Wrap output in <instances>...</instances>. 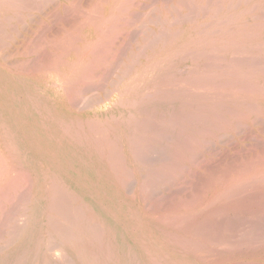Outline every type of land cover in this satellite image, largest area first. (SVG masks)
Returning a JSON list of instances; mask_svg holds the SVG:
<instances>
[{
	"label": "rangeland",
	"instance_id": "obj_1",
	"mask_svg": "<svg viewBox=\"0 0 264 264\" xmlns=\"http://www.w3.org/2000/svg\"><path fill=\"white\" fill-rule=\"evenodd\" d=\"M100 1L101 0H49V2H44L45 6L44 8L41 7L42 10H40V5L38 6L37 4V6L40 8L39 9L34 3L33 5H35L36 8L33 9H37V11H33L31 13L33 14V16H31L33 20L30 18L26 22L28 24V27L24 23L22 25L14 22L11 26L12 28L10 29V31L8 30L9 33L13 36L8 33L5 38L2 37L0 39L1 43H3H0V67L5 69L8 74L7 76L0 75V143L2 144V131L4 133L7 132L15 140V145H20L23 148L25 152L24 156H27V159L33 165L31 170L30 166L26 163L25 158L23 157L22 162L25 163L31 171V176L29 177L32 181H30L29 178L28 184L31 183L30 186H32V188L30 189L32 190H29V188L25 185L24 187H27L28 189L25 188L26 190H24L23 187L16 190L14 196L11 197H14L13 200L15 201V203L17 202V204L19 203L20 205L18 204L17 206V204L12 203L14 201L10 199L11 201H9L5 207L6 209L4 208V210L6 211H0V223L3 224L5 222H10L11 224H3L4 228L1 224L0 235H2V231L5 230V233L8 236L3 233V238L9 239V235L11 233L9 234L8 231L12 229L11 227L14 223L11 221L12 219H14L13 221H16V218L19 217L18 219L20 220V218L23 217L20 222L24 224L20 222L19 224L21 227H23L26 223L25 226L28 228L31 221L33 220V217L38 216L41 220H43V222L47 219L48 212H50L47 208L48 201L50 203L55 195L51 190V184L53 187V181L49 182V176L55 174V176H61L64 179L61 180L65 181V183L70 186V188L68 186L62 188H64L68 192H71V194H73L80 201L81 206L84 207V205H88V203L90 205L95 204L94 207L96 212H92V214H95L94 216L98 220L99 227L101 225L103 229L102 230L101 228H99L101 230V233L106 234V238L100 240L105 244L102 243V245L104 246L100 247L101 249L103 248L101 253L99 252L100 255L103 256V258L100 260L99 264H264V259H262L264 258V244L263 242L260 244L258 243L261 242V238L259 237L261 234L258 235L259 238H251V243H249V239L246 240L247 233L246 235H243L244 231L249 232L248 229L251 230L254 228L251 220L252 222H258L262 217H264L262 216V214L264 215V212L262 213V211L264 210H261L262 208L264 209V184H262L261 182L264 176L257 174L259 171L264 169V0H194L193 2L192 0H132L134 1L135 5L134 3H130V0H127L126 3L125 0ZM93 2H96L94 4H97L99 2V5H97L101 9L93 5ZM189 2L194 3V5L190 4ZM122 5L124 6L123 8H125V10H129H123V8L121 7ZM189 5L191 6L189 7ZM93 8L94 11H90V9L93 10ZM118 8L120 9L118 10ZM95 9H98V12H95ZM218 12H220V14H218ZM89 13H94L97 15V17L99 16V22L96 19L97 17L93 16V14H91L92 16H90ZM110 15H112L113 18H111L112 16ZM115 16L116 19L114 21ZM84 18H87V20H85ZM88 18L89 21L94 18L93 20H97L96 22L98 23L94 21V23H92V20L90 21V23L88 22ZM30 20L31 22H33L31 23ZM84 21H87L86 23H89V26L86 24L85 28H79L82 27L81 25H85ZM105 21H109V23H106ZM112 22H114V25L111 27L110 25H112ZM15 24L16 26H18V29H16V26H14ZM25 25L27 29H24L26 28ZM95 25L102 31H105L104 33H106L109 27L111 29L107 31V35L103 34V32L101 35V30L97 27V29L94 28ZM192 25H194L195 27ZM22 28L24 30H22ZM78 28L79 32H76L78 31ZM80 29L82 30L81 32ZM203 29L206 30L204 31ZM48 30L49 57H47L48 54L44 57H40L42 55H45L44 51H42L41 53L43 54H41L40 52L35 50L38 48L37 44L40 43V39H43V37L41 38V36H46L48 34ZM2 32L3 29H0V33ZM68 32L71 33L73 37L72 39H70L71 37L69 38L70 34ZM203 32L205 34H203ZM65 34L68 36H66ZM159 34L160 37L158 36ZM8 35L9 37H7ZM17 35L20 36L18 37ZM76 35L77 37L75 38ZM232 36L235 38L233 39ZM250 36L252 37L250 38ZM12 37L14 41L12 40ZM154 37L160 38V42L158 41V43V38L155 40ZM2 39L7 43L5 44ZM62 39L70 40H65L66 42L63 40L62 42ZM73 39L75 40V43ZM146 39L148 41L154 40L156 45L154 44L155 46H153V41L147 43ZM235 40H239L241 43H244L245 45L247 44V46L242 49H237L238 47L233 44L236 42ZM68 41L69 44H72L70 46L69 44H67L69 47L65 44L68 43ZM70 41L72 43H70ZM198 41H200V43L197 44ZM35 43L37 44L34 45ZM96 45L97 47H100L101 45V49H95ZM27 46H29L28 49ZM63 46H66L65 48L68 47V50ZM90 46H94L93 52L96 51L95 56L92 53H89L90 51L87 48H89ZM72 47H74V51ZM62 48L68 51H65L67 52V55L65 57L64 55L66 53H63L64 50L62 51ZM75 48L79 53H75ZM78 48L80 49V51H78ZM31 49L34 50L35 53L32 52ZM29 50L32 53H30ZM237 50H242V52L244 51V55H237L236 53H240ZM196 51L197 53L194 54ZM232 52H234V55H232ZM25 53L26 56H24ZM38 53L41 55H38ZM190 53L192 54L190 55ZM245 53L249 55L245 57ZM211 55L213 56L211 57ZM257 55L259 57H257ZM254 57L256 58V60L250 59ZM32 58L36 61H33ZM28 59L29 61H27ZM59 59L61 60L59 61ZM44 61H49V71L47 72L45 71V69L42 68V71L40 70L41 68L38 67L40 62L45 63ZM56 62L62 63H60V65L57 63L56 65ZM34 65H36L37 68ZM55 65L60 70L59 72L57 71ZM80 66H84V68L86 67V69L83 71H86L87 69L88 71H90L88 72V74L85 72L86 76L84 77L82 76V73L85 75L83 71H77ZM32 68L35 69V71L33 70L34 72L31 70ZM30 70L31 72H28ZM205 72L206 75L204 76ZM47 73H49V77L47 76ZM209 76L211 78H208ZM67 77H70L72 85L75 83V87L72 86L70 82H68L69 79H67ZM75 78L79 79L78 84L77 79ZM204 78L205 80H203ZM198 79H201V81ZM73 80L76 81L73 82ZM63 81H67L70 85H67V82L64 83ZM53 83L56 85L54 86ZM61 83H64V85H62ZM174 84H176V86ZM66 86H70L71 89H69V87L67 89ZM71 86L74 87L73 89H76L74 90L75 92L78 90H81L82 92V90H84L83 93L85 91H88V93L85 92V94H82L80 91L75 93ZM5 90L11 94L10 97H7V94L5 95ZM108 90H111L110 92H112V94L109 96H107V93L110 94ZM69 91H73L70 92L71 97L69 96ZM123 93L125 94L123 95ZM147 93L148 95H150L147 96ZM154 93L156 94L155 96ZM25 94L27 97L31 96L33 102L29 104V106L27 105V107L33 108L35 110H37V108L43 110L41 115L33 113V116L28 117V120L30 121L34 120L35 117L38 119L36 120L37 123L35 125L36 130L33 129L35 134H37L38 132L41 133L39 128H42L44 124L40 123L42 126L38 128V122L40 121H43L44 123L49 125V131L52 128L56 130L57 124L59 122H65L70 126L74 124L78 130H81L82 133L85 132L84 134H89V124H86V121L88 120L89 122L91 120L90 122L94 124V126H92V124L89 122L92 127H95L97 129L98 126H100V129L98 128L96 131V129L93 128V131L99 134V131L104 128L99 136L95 132H93L95 133V135L93 134L94 139H96V137L98 138V147H101V149L99 150H101L102 152L105 149L104 153H101L99 151V154L101 155H99L100 157H92L93 154H91L90 152L84 153L81 149L80 151L79 149L71 145V147L67 149V153H61V155L59 152L57 153L53 150L55 147L53 146L54 141H50L48 151L50 152L49 154H51V156L53 157V160H51L48 164L42 156L36 154L37 152L33 150L32 143L27 142V138L23 135L22 131L20 129L19 131L16 130L10 115L4 107V102L7 100L12 104L14 111L18 110L22 112L26 107L24 102L26 97ZM151 94H153V96ZM73 95L76 97H74ZM68 96L71 98V100L75 99V101L77 103L79 102L80 104L78 103L77 105L75 101H72L71 103V100H69L70 98ZM81 96H83L84 99ZM145 96H147V98H144ZM80 97L81 100L77 101L78 99H80ZM106 97L109 98V100ZM91 99L94 100L91 102ZM96 99L99 101V104L97 103ZM121 100L122 106L120 103ZM134 100L135 102L133 103ZM85 101H90L87 102V104L90 103V105H93L90 106L89 109H87L85 107H89V104L85 105ZM127 102L129 106H127ZM136 102L138 103L137 106L135 104ZM74 103L76 107L73 106ZM81 103H83L85 106ZM209 104L211 106H209ZM254 106L257 108V110ZM198 107L201 108L198 109ZM210 110H212L213 112ZM145 112H147V114L150 113L149 116H151L153 113L150 118L154 117L155 114L157 120L156 118L154 119L159 122H161L165 117V121H162L163 123L165 122V125H172L173 122L176 121V118H178L177 122H181L182 127L175 124L176 122L174 123L175 125H172L175 130H173L172 126L171 128H169V131L166 130V128L160 127L159 130L161 128L165 129V131L162 129L161 132L158 131L161 134L160 135L151 127L149 128L153 131H151L149 128L147 129V126H144L145 124L148 125V121H146V119L149 120V116L147 118V114ZM162 112L164 113L162 114ZM178 112L184 116L180 115ZM172 113L175 114L173 115L174 118L172 117ZM199 113H203V115ZM218 113L220 114L221 120L218 117ZM161 114L165 116H162ZM132 115L134 117H131ZM191 115L193 118L191 117ZM185 116H189V119L186 117L187 119L184 120L183 118H185ZM204 116H207L206 118L208 119H204ZM160 117L162 119H160ZM130 118L131 120H129ZM135 118H137V121L138 119L140 120L138 122H140L139 124L142 123L141 127L137 126L138 123L135 120L132 121V119ZM25 119L26 117H24V119L22 120L24 123ZM142 120H144V122ZM188 120L191 121L189 122ZM81 121L83 122V124H81L82 126L80 127L78 123H82ZM116 122H118V124H116ZM134 126L137 128V130H135L136 128ZM183 126H185L186 128ZM82 127H84L85 129H83ZM111 127L114 128L111 129ZM202 127L204 128V130L202 129ZM105 129L108 130L109 133H105ZM138 129L140 130V132L138 131ZM143 129H147V132L150 131L148 132V135H145ZM180 129L182 130L184 135H182V132L180 136L178 135V132L180 134ZM191 131H193V133ZM112 133L115 135H113ZM102 134L104 136H108L103 137ZM162 134H169V136L171 137H169L168 140L156 139L160 138ZM43 135L45 136L44 131ZM133 135H135V137H133ZM152 135L155 136V138ZM189 135L192 136L194 140L192 139V137L191 139H188L190 138L188 137ZM114 136H116L118 139ZM145 136H148V138L146 139ZM151 136L155 142L152 138H149ZM130 137L132 138V141L143 140V142L140 143L138 141L137 145L149 141L150 143L147 142L150 145L149 147L152 146L153 149L158 152L157 154L154 152L155 155L158 156V161L159 158L160 160H163V157H165L166 155L168 157L170 156L169 159L164 158V164L166 165L169 163L170 168L174 169L169 170V164L165 167L163 166V162L161 163V161H159L160 163L156 162L154 168H152L157 169L158 167H160V169L163 170L159 171L160 174L158 173L156 175L150 176V171L148 170L139 171V168L135 167L133 162L131 161V153L129 150L132 149L129 147L130 144L128 143V138ZM136 137L138 138V140H133L134 138L137 139ZM37 138L38 143L36 142V144H39L40 137L37 135ZM107 138L108 140H106ZM171 138L175 142L172 141ZM104 139L106 141H104ZM177 139L181 140L179 141L180 143L176 142ZM183 139L185 142L183 141ZM132 141L131 144L133 145L131 146L136 145V142L134 144V142ZM188 141L189 143H187ZM198 141L200 142L199 144L197 143ZM101 142H103L104 145L103 143L101 145ZM111 142L114 143L112 144ZM157 142H159V144H157ZM175 143L177 145H180L179 148L178 146H175ZM184 143H187V146L194 151H190V148L189 150H187L186 145L184 148ZM107 144L108 146L111 144L109 146L110 148L106 147ZM168 144L172 148H170ZM111 146H113V148H111ZM118 148L119 151L117 150ZM109 149L112 150V152H110ZM122 149L123 152H120V150ZM160 149L164 150L163 154H166L165 156L162 155V150L160 151ZM174 150H178L179 152L175 153L176 151L174 152ZM180 152H182L183 154H180ZM107 153L109 155H111L112 153L114 154L112 156H109ZM117 155H120L119 157L121 160ZM121 155L123 157H121ZM194 155H196L197 157H193ZM107 157H109V159ZM170 158L172 160V164ZM165 160H167V162ZM124 161H126L125 164L123 163ZM108 162L111 166L108 164ZM23 163H21L22 166ZM123 164L125 166H122ZM175 164H177L180 169H178ZM116 165H118V167ZM161 165L163 168H161ZM181 167L183 169H181ZM164 168L167 169L164 170ZM123 169L124 171L126 170V178H128L129 180L135 178L136 180H132L130 182H127L126 180V182L130 184L127 185L126 183L125 185L124 182H122V178H120L121 181L117 179V185H115L112 182L111 175H113L114 177V173L117 174L116 171H122ZM158 170L159 168L157 169V171ZM109 173L111 175H109ZM131 174L134 177L131 178ZM256 174L258 177L255 176ZM173 175L175 177H173ZM224 176H226L227 178L226 181L224 180L226 178H222ZM160 178H163L161 181L162 183H165V181L166 183L162 184L159 181ZM214 178L215 180L219 178L218 184L216 182L217 180L215 182L212 181L214 180ZM67 179L72 181L71 185L68 183ZM170 179L171 182H168L170 181ZM210 179L212 182L210 181L211 183L209 186L208 181ZM118 181L122 183H119ZM153 184H156L157 187L153 186ZM211 184H214V186H212ZM141 185L144 187V190L143 188L141 190ZM233 185L236 186V188L232 189V187H234ZM252 185L254 187L256 186L255 190ZM146 186L148 187L147 191L151 194V196L149 195V193H146ZM165 186L167 187L163 188ZM250 186L253 187L252 190L251 188H249ZM257 186L259 187V189ZM39 188L43 189V192L39 191ZM149 188L150 190H148ZM21 190H23V192H26L22 193ZM27 190L29 193L31 192L32 195L27 193ZM127 190H130L131 192ZM142 192L148 197H146L147 200H145V195H143ZM237 192L240 193L238 194ZM21 193L25 197L28 194L30 200H28V197L24 199L25 197L22 196ZM48 193L50 194L48 195ZM232 193L234 194L232 195ZM20 194L23 200H28V202L30 201L28 204L26 203L27 201L25 202L26 207L24 206L25 203H22V199H19L21 198V196H19ZM235 194L238 196H236ZM51 196L53 197L51 198ZM217 197L219 198L216 199ZM13 204L16 205L17 208H15ZM244 204L248 205H245L246 208L250 207L247 209L251 210L252 208L251 212L253 214L250 213V210H247L245 208ZM255 204H257V206H261L262 208L260 209V207H257ZM12 205L14 206V208ZM21 205L23 207L22 209L19 208V206L21 207ZM189 205H191L192 207H190ZM235 206L237 207V209L235 208ZM188 207H190V209ZM25 208L29 210L26 211L27 209ZM214 208L215 212H213ZM232 208L235 209V211ZM243 208L245 209L243 210ZM257 208L261 210L259 211L262 214H260ZM15 209H19V213H16V215L15 211L17 210ZM217 209L218 211H216ZM23 211L25 212L24 216L22 215L24 213ZM175 211H177V213H175ZM219 211H223V214L219 213V215ZM224 211L226 212L227 216H225ZM10 213L12 215L14 213V217H12ZM170 213H172V215ZM211 213L215 214V216ZM216 213L221 218L224 215L223 217H226L227 219L218 218ZM50 214L51 212L49 213V215ZM236 215H238V217ZM1 216L3 217L1 218ZM235 216L239 218L240 222H243L244 220L246 222L244 221V223H241L240 227V224H238L239 220ZM247 216H249L251 220ZM176 217L179 218L176 219ZM206 217H211L210 219L214 222H210ZM241 217L243 218L240 219ZM173 218L174 220L176 219V222H174L176 226L172 222ZM181 218H183L184 221H182ZM186 218L188 219V221H186ZM228 218H232L234 224L231 221L232 219L229 220ZM234 218H236L237 220H235ZM3 219L5 220V222H3ZM24 219H27L29 221H23ZM206 219L208 220L206 223L208 225H211L212 229L208 225L203 227V225L206 224L203 223V221ZM223 220L226 222L224 223ZM216 221L220 222L222 226H218L220 225V223L217 225L218 222L216 223ZM227 221L229 223H232L233 226L232 224L231 226H229V223ZM180 222L181 224L183 222L184 223L179 226L178 224H180ZM236 222L239 225L237 226V229H243L242 224L248 227H246L247 230L243 229V232H241L242 229L240 230L241 234L243 233L241 236L240 233H238V230L234 228ZM263 222H260V224ZM169 224L171 226H169ZM194 224L195 227H193ZM198 224L202 227H199ZM224 224L227 226V228L229 227V229L233 227L236 231H234V229L232 228L231 229L232 232L235 233L233 234L231 232V229H227ZM257 224L254 223V225ZM260 224L257 227H259ZM248 225L252 226V228H250V226ZM188 226L189 230L187 229ZM224 226L227 231L223 230L224 228L222 229V227ZM201 228L202 230L204 228L203 231L204 233L207 232V235L205 234L204 236ZM181 229H185L186 232L183 230V232H181ZM261 229L263 230L264 226L261 227ZM261 229H258V232H261ZM196 230L198 231V233L200 230V233H202V237L201 234L199 235L198 233H195L197 232ZM207 230H211L212 233L211 231L209 232ZM221 230L225 233L230 231L229 235H235L238 233L239 235H237V237L235 238L239 239L241 243L239 241V243H235L237 242V240H234V237L232 239L231 236L230 238L228 235H226L228 233L223 234V236L225 235L226 238L220 240V238L223 237L220 236L222 235V233L219 235ZM189 231L193 235H191ZM169 232L172 234L175 233L176 235L174 234V237L169 236ZM180 232L182 234H180ZM215 232L218 233L220 237L218 236V238H214L215 236H217ZM208 233H211L212 238ZM22 234H26V231ZM22 234L19 236L20 238H22ZM195 234L198 236L197 238ZM36 236L38 235L35 234L34 237ZM206 236H209L211 238V241L215 240L213 241L214 243L211 242L208 239L209 237L207 238ZM227 236L229 237L228 240H226L228 238ZM1 237L2 236H0V238ZM204 237L206 239H204ZM240 237L243 241L240 240ZM3 238H1L2 240H0V249L2 250L3 248L4 251L0 253V260L3 259L5 254H9L11 250H13L14 246L18 247L20 243H22L24 237L22 239L18 238L19 240L16 239L15 243L12 242L10 246L6 243L8 240H5ZM175 238H177L178 240ZM257 238L260 240H258ZM179 239L181 240V242ZM186 239H192V241L189 242L190 244L188 243V241H186ZM199 240H202L203 247L202 242H200ZM28 241L30 240L28 239ZM183 241L186 242V245L183 244ZM204 241L206 242L205 244ZM191 242H194L195 245L193 246ZM199 242L201 243V246L199 245ZM245 242L248 243V245H246ZM30 243H33L32 240L30 241ZM196 243L197 245H199L198 247L200 249L202 248L201 250L197 249L198 247H196ZM237 244L241 246L244 244L243 250H240L242 249V247L238 249ZM256 244H259L261 246H257ZM99 245L102 246L101 243ZM204 245H206V248L210 247L208 250H211L207 251ZM234 246H236L237 248H234ZM244 246L246 247L244 248ZM247 246L250 248H248ZM55 247H61V249H55ZM55 247L54 249H51L52 252H49V260L52 262V264H62V262L64 263L68 261L71 257L70 252L59 244H57V246ZM193 247L196 248L194 249ZM108 250L112 253H108ZM194 250H196L197 253L194 252ZM203 250L207 253H204ZM201 251L203 253H201ZM0 264H5V262H1Z\"/></svg>",
	"mask_w": 264,
	"mask_h": 264
},
{
	"label": "bare ground",
	"instance_id": "obj_2",
	"mask_svg": "<svg viewBox=\"0 0 264 264\" xmlns=\"http://www.w3.org/2000/svg\"><path fill=\"white\" fill-rule=\"evenodd\" d=\"M47 2H49V0H46ZM45 0H2V1H0V29L2 30L3 29V32L2 33H0V39L2 38V37H6V35L9 33V31H10V29L12 28L11 26L13 25V23L14 22H17V24H22L23 25V23L24 24H26L27 25V27H28V24L26 23L30 18L33 20V18L31 17V16H33V14H31L33 11H37V9H33V8H36V7H38L39 5H40V8L42 7V8H44V6H45V3L44 2H46ZM107 1H109V0H107ZM194 0H192V2H193ZM88 2V1H87ZM100 2H102V0L100 1ZM104 2V1H103ZM106 2V1H105ZM127 2V0H125V3ZM191 2V1H190ZM189 2V3H190ZM241 2V1H240ZM35 3V5H36V7H35V5H33ZM94 3H96V2H93L92 4L93 5H95V6H97V7H99L97 4H94ZM120 3H122V2H120ZM130 3H134V1H132V0H130ZM37 4H38V6H37ZM107 4V3H106ZM190 4H193L194 5V3H190ZM238 4H239V2H238ZM102 5V4H101ZM134 5H135V3H134ZM231 5V4H230ZM230 5H228V6H230ZM78 6V5H77ZM92 6V5H91ZM132 6H133V4H132ZM168 6V5H167ZM191 5H189V7H190ZM225 6V5H224ZM236 6V5H235ZM94 7V6H93ZM122 8L124 7L123 5L121 6ZM120 7V8H121ZM127 7V6H126ZM238 7H239V5H238ZM39 8V7H38ZM39 8V9H40ZM42 8L40 9V10H42ZM100 8V7H99ZM120 8H118V10L120 9ZM121 8V9H122ZM201 8V7H200ZM80 9V8H79ZM101 9V8H100ZM202 9V8H201ZM97 10V11H96ZM102 10H103V8H102ZM101 10V11H102ZM123 10H125V8H123ZM129 10V9H128ZM128 10H125V11H128ZM192 10V9H191ZM39 11V10H38ZM90 11H94V8H93V10H91L90 9ZM175 11V10H174ZM40 12V11H39ZM77 12H78V9H77ZM87 12V11H86ZM95 12H98V9H95ZM119 12V11H118ZM74 13H75V11H74ZM122 13H123V11H122ZM177 13V12H176ZM180 13V12H179ZM194 13V12H193ZM206 13V12H205ZM240 13V12H239ZM90 14V13H89ZM91 14H93V16H95V17H97V15L96 14H94V13H91ZM90 14V16H92ZM99 14V13H98ZM218 14H220V12H218ZM86 15H88V14H86ZM128 15V14H127ZM180 15V14H179ZM210 15V14H209ZM208 15V16H209ZM36 16V15H35ZM84 16V15H83ZM90 16H88V17H90ZM110 16H112V15H110ZM117 16V15H116ZM116 16H115V18H114V21H115V19H116ZM207 16V17H208ZM216 16V15H215ZM224 16V15H223ZM69 17V16H68ZM99 17V16H98ZM96 18L97 20L98 19H100V17L99 18ZM118 17V16H117ZM125 17V16H124ZM137 17V16H136ZM180 17V16H179ZM214 17V16H213ZM239 17V16H238ZM92 18V17H91ZM90 18V19H91ZM110 18V17H109ZM111 18H113V16L111 17ZM148 18V17H147ZM183 18V17H182ZM194 18V17H193ZM40 19V18H39ZM70 19V18H69ZM68 19V20H69ZM85 20H87V18H84ZM94 19V18H93ZM93 19H91L90 21L92 22V23H94V22H96V21H94ZM120 20V19H119ZM118 20V21H119ZM137 20H139V19H137ZM186 20V19H185ZM206 20H208V19H206ZM211 20V19H210ZM34 21H35V19H34ZM89 21V18H88V22H90ZM94 21V22H93ZM112 21V20H111ZM110 21V22H111ZM184 21V20H183ZM30 22H31V20H30ZM33 22V21H32ZM31 22V23H32ZM72 22V21H71ZM85 22V21H84ZM87 22V21H86ZM85 22V25L83 24V23H81V24H83L84 25V27H83V25H81L82 27H79V28H81V29H83V28H85L86 27V23ZM90 22V23H91ZM98 22H99V20H98ZM98 22H96V23H98ZM106 22V21H105ZM161 22V21H160ZM185 22V21H184ZM80 23V22H79ZM95 23V24H96ZM106 23H109V21L108 22H106ZM202 23V22H201ZM204 23V22H203ZM72 24V23H71ZM78 24V23H77ZM89 24V23H88ZM87 24V25H88ZM102 24H104V23H102ZM102 24H101V26H102ZM145 24V23H144ZM156 24V23H155ZM26 25H25V27H26ZM94 25V24H93ZM97 25V24H96ZM95 25V27L94 28H96L97 26ZM114 25V22H112V25H110L111 27ZM126 25V24H125ZM172 25V24H171ZM196 25V24H195ZM198 25V24H197ZM14 26H16V24L14 25ZM13 26V27H14ZM89 26V25H88ZM104 26V25H103ZM140 26V25H139ZM191 26V25H190ZM192 26H194V25H192ZM199 26V25H198ZM3 27V28H2ZM17 28L16 29H18V26H16ZM27 27L26 28H24V26H23V28L24 29H27ZM195 27V26H194ZM193 27V28H194ZM22 28V30H24ZM79 28L77 29L78 31H76V32H79ZM97 28H99V27H97ZM96 28V29H97ZM15 29V30H16ZM49 29V28H48ZM80 29V32L82 31ZM100 29V28H99ZM109 29H111L110 27H109ZM108 29V30H109ZM9 30V31H8ZM62 30V29H61ZM101 30V29H100ZM107 30V29H106ZM107 30V31H108ZM142 30V29H141ZM144 30V29H143ZM164 30V29H163ZM204 30V29H203ZM206 30V29H205ZM204 30V31H205ZM225 30V29H224ZM13 31H14V29H13ZM18 31V30H17ZM26 31V30H25ZM71 31H73V30H71ZM70 31V32H71ZM75 31V30H74ZM107 31H106V33H104L105 31H102L101 30V35H102V32H103V34H108L107 33ZM178 31V30H177ZM177 31H175V32H177ZM180 31V30H179ZM258 31V30H257ZM256 31V32H257ZM46 32V31H45ZM48 32V34L46 35V36H41V38L43 37V39H40V38H38V39H40V43L39 44H37V43H35L34 45H36L37 44V46H38V48L35 50V51H38V52H42V51H44V54L45 55H42V56H40V57H44V56H46L47 54H48V56L47 57H49V30L47 31ZM46 32V33H47ZM110 32V31H109ZM207 32V31H206ZM17 33H19V32H17ZM46 33H44V34H46ZM69 33V32H68ZM67 33V34H68ZM72 33V32H71ZM71 33H69L70 35H69V38L70 39H72L73 37H72V35H71ZM179 33V32H178ZM212 33V32H211ZM10 34V33H9ZM22 34V33H21ZM42 34V33H41ZM60 34V33H59ZM74 34V33H73ZM153 34V33H152ZM200 34H202V33H200ZM203 34H205L204 32H203ZM225 34V33H224ZM254 34V33H253ZM11 36H13L12 34H10ZM66 35V34H65ZM75 35V34H74ZM73 35V36H74ZM78 35V34H77ZM77 35L75 36V38L77 37ZM86 35V34H85ZM105 35V36H106ZM212 35V34H211ZM260 35V34H259ZM18 36V35H17ZM20 36V35H19ZM18 36V37H19ZM66 36H68V35H66ZM142 36V35H141ZM154 36H155V33H154ZM159 37H160V34L158 35ZM162 36V35H161ZM255 36V35H254ZM7 37H9V35L7 36ZM191 37V36H190ZM202 37V36H201ZM206 37V36H205ZM233 37V36H232ZM231 37V38H232ZM252 36H250V38H251ZM256 37V36H255ZM28 38V37H27ZM59 38H60V36H59ZM62 38V37H61ZM64 38V37H63ZM148 38H149V36H148ZM158 37H154V39L156 40ZM168 38V37H167ZM235 37H233V39H234ZM70 39H65V40H70ZM78 39V38H77ZM76 39V40H77ZM160 38H158L157 39V42L159 41L160 42V40H159ZM191 39V38H190ZM3 40V39H2ZM9 40V39H8ZM12 40H13V37H12ZM34 40V39H33ZM37 40V39H36ZM63 40L64 39H62V42H63ZM64 40V41H65ZM74 40V39H73ZM72 40V41H73ZM79 40V39H78ZM77 40V41H78ZM147 40V39H146ZM150 40V39H149ZM162 40V39H161ZM203 40V39H202ZM212 40V39H211ZM218 40V39H217ZM224 40H226V39H224ZM4 41V40H3ZM14 41V40H13ZM80 41H82V40H80ZM100 41V40H99ZM99 41H98V43H99ZM107 41V40H106ZM151 41H153L154 42V40H150V41H148L147 40V43L148 42H151ZM165 41V40H164ZM209 41V40H208ZM236 41V40H235ZM5 42V41H4ZM38 42V41H37ZM62 42H60V43H62ZM66 42V41H65ZM95 42V41H94ZM101 42V41H100ZM152 42V43H153ZM156 42V43H157ZM158 42V43H159ZM0 43H1V40H0ZM7 42H5V44H6ZM70 43H72L71 41H70ZM74 43H75V40H74ZM143 43H145V42H143ZM198 43H200V41H198L197 42V44ZM202 43V42H201ZM204 43H207V42H204ZM247 43V42H246ZM1 44H3V43H1ZM66 45L67 44H69V41H68V43H65ZM155 44V42L153 43V46H155L154 45ZM165 44V43H164ZM234 45H236L238 48L237 49H242V48H244V47H246L247 46V44L245 45L244 43H241L239 40L238 41H236L235 43H233ZM55 45V44H54ZM62 45V44H61ZM70 45H72V44H69V46ZM92 45V44H91ZM98 45V44H97ZM97 45H96V48L95 49H99L100 47H101V45H100V47H97ZM203 45V44H202ZM202 45H201V47H202ZM250 45V44H249ZM248 45V46H249ZM1 46H3V45H1ZM53 46V45H52ZM68 46V45H67ZM68 46V47H69ZM147 46V45H146ZM145 46V47H146ZM163 46V45H162ZM209 46V45H208ZM207 46V47H208ZM215 46V45H214ZM28 47L29 46H27V49H28ZM34 47H36V46H34ZM64 48L66 47V46H63ZM67 47V48H68ZM93 47L94 46H90L89 48H87V49H89V53H92L94 56L96 55L95 54V52H93ZM178 47V46H177ZM67 48H65V49H67ZM74 47H72V49H73ZM76 48H77V46H76ZM75 48V53L77 52V49ZM144 48V47H143ZM147 48V47H146ZM221 48V47H220ZM0 49H1V47H0ZM33 49V48H32ZM31 49V51L32 52H34V50H32ZM79 49V48H78ZM97 49V50H98ZM101 49V48H100ZM99 49V50H100ZM180 49V48H179ZM64 49L62 48V51H63ZM68 50V49H67ZM67 50H64L63 51V53L65 52V51H67ZM150 50V49H149ZM227 50V49H226ZM30 51V50H29ZM28 51V52H29ZM30 51V53H32ZM71 51V50H70ZM73 51H74V49H73ZM78 51H80V49L78 50ZM176 51V50H175ZM236 51V50H235ZM237 51H239L240 53H236L237 55H244V51L242 52V50H237ZM47 52V53H46ZM68 52V51H67ZM67 52H65L64 54V57L67 55ZM191 52V51H190ZM209 52V51H208ZM1 53V52H0ZM24 53V52H23ZM35 53V52H34ZM33 53V54H34ZM37 53V52H36ZM77 53H79V52H77ZM98 53V52H97ZM182 53V52H181ZM188 53V52H187ZM186 53V54H187ZM197 53V51L194 53V54H196ZM210 53V52H209ZM233 54L232 55H234V52H232ZM252 53V52H251ZM41 54H43V53H41ZM41 54H39L38 53V55H41ZM52 54V53H51ZM86 54V53H85ZM180 54V53H179ZM189 54V53H188ZM192 53H190V55H191ZM22 55V54H21ZM178 55V54H177ZM236 55V56H237ZM245 57H247L248 55L245 53ZM13 56V55H12ZM24 56H26V53H25V55ZM94 56H92V57H94ZM135 56V55H134ZM141 56V55H140ZM157 56V55H156ZM210 56V55H209ZM213 55H211V57H212ZM217 56V55H216ZM39 57V56H38ZM39 57V58H40ZM235 57V56H234ZM257 57H259L258 55H257ZM84 58V57H83ZM255 58V57H254ZM254 58H250V59H253V60H256V58L254 59ZM3 59V58H2ZM89 59V58H88ZM149 59V58H148ZM213 59V58H212ZM242 59V58H241ZM244 59V58H243ZM31 60V59H30ZM32 60H33V58H32ZM41 60V59H40ZM49 60V59H48ZM58 60V59H57ZM61 59H59V61H60ZM211 60V59H210ZM25 61V60H24ZM27 61H29V59L27 60ZM33 61H36L35 59L33 60ZM137 61V60H136ZM208 61V60H207ZM218 61V60H217ZM45 63H42V62H40V64L38 65V67H40L41 69L40 70H42V68L43 69H45V71L47 72V71H49V61H44ZM64 62V61H63ZM79 62V61H78ZM47 63V64H46ZM57 63L58 62H56V65H57ZM60 63H62V62H59L58 64L60 65ZM66 63V62H65ZM134 63V62H133ZM22 64V63H21ZM43 64V65H42ZM25 65V64H24ZM37 65V64H36ZM36 65H34V66H36ZM55 65V67L57 68V71L59 72L60 70L58 69V67ZM63 65V64H62ZM253 65V64H252ZM33 66V67H34ZM87 66V65H86ZM23 67V66H22ZM24 67H26V66H24ZM88 67V66H87ZM89 67H90V65H89ZM9 68V67H8ZM15 68V67H14ZM35 68V67H34ZM36 68H37V66H36ZM56 68H55V71H56ZM74 68H77V67H74ZM116 68V67H115ZM231 68V67H230ZM233 68V67H232ZM16 69H17V67H16ZM20 69V68H19ZM26 69V68H25ZM86 69V67L84 68V66H80L78 69H77V71L79 70V71H83V70H85ZM21 70V69H20ZM24 70V69H23ZM32 71L34 70L35 71V69H31ZM31 70L30 71H28V72H31ZM38 70H39V68H38ZM71 70V69H70ZM131 70V69H130ZM137 70V69H136ZM26 71V70H25ZM33 71V72H34ZM43 71V70H42ZM72 71V70H71ZM132 71V70H131ZM152 71V70H151ZM150 71V72H151ZM155 71V70H154ZM41 72V71H40ZM73 72V71H72ZM84 73L86 72L87 74H88V72H90V71H88V69L86 70V71H83ZM71 73V72H70ZM86 73H85V75L82 73V76L84 77V76H86ZM126 73V72H125ZM23 74V73H22ZM48 75V77H49V73H47ZM89 74H91V73H89ZM142 74V73H141ZM0 75L1 76H7L8 74H7V71L5 70V69H3V68H1L0 67ZM27 75V74H26ZM34 75V74H33ZM72 75V74H71ZM174 75V74H173ZM202 75H203V72H202ZM206 75V72L204 73V76ZM63 76V75H62ZM78 76H81V75H78ZM65 77H66V74H65ZM73 77V76H72ZM71 77V78H72ZM197 77V76H196ZM200 77V76H199ZM191 78V77H190ZM207 78V77H206ZM208 78H211L210 76L208 77ZM60 79V78H59ZM65 79V78H64ZM67 79H69V81L68 82H72L71 80H70V77L68 78L67 77ZM73 79V78H72ZM75 79H77V78H75ZM83 79V78H82ZM85 79V78H84ZM106 79V78H105ZM195 79H197V78H195ZM202 79V78H201ZM201 79H198V80H200L201 81ZM79 79H77V84L79 83V81H78ZM81 80V79H80ZM203 80H205V78L203 79ZM202 80V81H203ZM58 81V80H57ZM67 81H65V82H67ZM76 81V80H75ZM74 80H73V82H75ZM85 81V80H84ZM197 81V80H196ZM12 82V81H11ZM60 82H62V81H60ZM64 82V81H63ZM64 82V83H65ZM67 82V85L69 84ZM101 82V81H100ZM198 82V81H197ZM208 82V81H207ZM13 83V82H12ZM64 83H61L62 85H64ZM107 83V82H106ZM54 84V83H53ZM52 84V85H53ZM173 84V83H172ZM198 84H200V83H198ZM56 84H54V86H55ZM66 85V84H65ZM70 85V84H69ZM71 85H72V83H71ZM80 85V84H79ZM107 85V84H106ZM175 86H176V84H174ZM208 85V84H207ZM72 86H74L75 87V83L72 85ZM71 86V87H72ZM169 86V85H168ZM170 86H171V84H170ZM67 87V86H66ZM69 87V89H71L70 88V86H68ZM68 87H67V89H68ZM74 87H72V89L74 88ZM79 87V86H78ZM61 88V87H60ZM59 88V89H60ZM65 88V87H64ZM100 89V88H99ZM66 90V89H65ZM64 90V91H65ZM74 90H76V89H73V91ZM132 90V89H131ZM73 91H69L68 93H70V92H73ZM78 91H80L81 92V90H78ZM78 91H76V92H78ZM83 91L84 90H82V94H85V92H87L88 93V91H85L84 93H83ZM111 91V90H110ZM109 90H108V92H110ZM176 91V90H175ZM67 92V91H66ZM75 92V91H74ZM75 92V93H76ZM127 92V91H126ZM125 92V93H126ZM192 92V91H191ZM67 93V94H68ZM125 93H123V95L125 94ZM130 93V92H129ZM171 93V92H170ZM8 95L7 97H10L11 96V94L9 93V92H7L6 90H5V95ZM79 94V93H78ZM77 94V95H78ZM108 95L107 96H109V95H111L112 94V92H110V94L109 93H107ZM127 94V93H126ZM37 95V94H36ZM99 95V94H98ZM147 96H149L148 95V93L146 94ZM152 96H153V94H151ZM156 94L154 93V96H155ZM25 96H26V94H25ZM69 96L71 97V93L69 94ZM68 96V97H69ZM74 96V95H73ZM147 96H145L144 98H147ZM151 96V97H152ZM69 97V98H70ZM74 97H76V96H74ZM73 97V98H74ZM82 98H83V96H81ZM81 97H80V99H76L77 101H79V100H81ZM123 97V96H122ZM86 98V97H85ZM107 98V97H106ZM84 99V98H83ZM82 99V100H83ZM108 100H109V98H107ZM143 99V98H142ZM141 99V100H142ZM157 99V98H156ZM69 100H71V98L69 99ZM94 100V99H93ZM92 99L90 100L91 102L93 101ZM97 100V99H96ZM123 100V99H122ZM122 100H121V106H122ZM128 100V99H127ZM155 100V99H154ZM72 101H75V99H73V100H71V103H72ZM90 101H85L86 103H84L85 105L87 104V102H90ZM120 101V100H119ZM144 101V100H143ZM142 101V102H143ZM220 101V100H219ZM25 108H24V110L22 111V112H20V111H18V110H16V111H14V109H13V107H12V104L9 102V101H5L4 102V107L6 108H4L5 110H7V112H8V114L10 115V117H11V119H12V122H13V124H14V126H15V128H16V130L17 131H19V129L22 131V133H23V135L27 138V142H31L32 143V147H33V150L35 151V152H37L36 154L37 155H39V156H42L45 160H46V162L49 164V162L51 161V160H53V157L51 156V154H49L50 152L48 151L49 150V142L50 141H54V144H53V146H55L54 147V151H56L57 153L59 152L60 154L62 153V154H66L67 153V149L68 148H70L71 147V145H73L75 148H77V149H81L84 153H86V152H90L91 154H93L92 155V157H100L101 155L99 154V151L101 152V150H99V149H101V147L99 146L98 147V138L96 137V139H94V137H93V134L95 135V133L99 136V134L101 133V131L104 129H102L101 131H99L100 133L98 134L97 132H95V131H93V128H95V127H92V126H94V124H92V122H90L91 124H92V126L90 125V123L88 122V120L86 121V124H89V129H88V132H89V134H84V133H82L81 132V130H78L77 129V127L74 125V124H72L71 126L70 125H68L67 123H62V122H59L58 124H57V129L56 130H54V128H52L50 131H49V125H47L46 123H44L43 121H40V122H38V128L40 127V126H42L40 123H43L44 125V127L42 126V128H39V130L41 131V133L40 132H38L37 134H35V132L33 131V129H35L36 130V128H35V125H36V123H37V121L36 120H38L36 117H35V119L34 120H32V121H30V120H28V117L29 116H33L32 114L33 113H37V114H39V115H41L42 114V109H40V108H37V110H35V109H33V108H29V107H27V105L29 106V104H31V103H33L32 102V97L31 96H26L25 97ZM70 102V101H69ZM76 102V101H75ZM95 102V101H94ZM103 102V101H102ZM126 102V101H125ZM135 102V100L133 101V103ZM140 102V101H139ZM221 102V101H220ZM77 103V102H76ZM79 103V102H78ZM78 103H77V105H78ZM83 103H81V104H83ZM97 103L99 104V101L97 100ZM188 103V102H187ZM223 103V102H222ZM80 104V103H79ZM83 104V105H84ZM89 104V107H85V108H87V109H89L90 108V106H92V105H90V103H88ZM87 104V105H88ZM136 104V106H137V102L135 103ZM134 104V105H135ZM182 104H184V103H182ZM186 104V103H185ZM189 104V103H188ZM2 105V104H1ZM71 105H73V104H71ZM82 105V106H83ZM84 105V106H85ZM216 105V104H215ZM217 105H218V103H217ZM216 105V106H217ZM227 105V104H226ZM73 106H75L76 107V105H75V103H74V105ZM127 106H129V104H128V102H127ZM126 106V107H127ZM136 106H134V107H136ZM209 106H211L210 104H209ZM222 106V105H221ZM220 106V107H221ZM246 106V105H245ZM250 106V105H249ZM47 107V106H46ZM80 107V106H79ZM78 107V108H79ZM132 107V106H131ZM143 107H144V105H143ZM193 107V106H192ZM223 107H224V105H223ZM223 107H222V109H223ZM255 107V106H254ZM253 107V108H254ZM85 108H83V109H85ZM133 108V107H132ZM181 108V107H180ZM183 108V107H182ZM199 108H201V107H198V109ZM203 108V107H202ZM207 108H209V107H207ZM256 108V107H255ZM143 109V108H142ZM147 109V108H146ZM197 109V110H198ZM205 109V108H204ZM211 109V108H210ZM78 110H81V109H78ZM150 110V109H149ZM154 110V109H153ZM256 110H257V108H256ZM140 111V110H139ZM148 111V110H147ZM183 111H185V110H183ZM210 111H212V110H210ZM130 112V111H129ZM143 112H144V110H143ZM142 112V113H143ZM149 112V111H148ZM194 112V111H193ZM213 112V111H212ZM146 114H147V112H145ZM144 113V114H145ZM155 113H157V112H155ZM164 112H162V114H163ZM179 113V112H178ZM131 114V113H130ZM149 114L150 113H148L147 114V118H148V116H149ZM161 114V115H162ZM166 114V113H165ZM180 115H182L181 113H179ZM179 114H178V116H179ZM196 114H198V113H196ZM199 114H201V113H199ZM216 114H217V112H216ZM140 115V114H139ZM152 115H153V113H152ZM151 115V116H152ZM171 115V114H170ZM173 115H175V114H173L172 113V117H173ZM201 115H203V113L201 114ZM120 116V115H119ZM146 116V115H145ZM151 116H149V120L148 119H146V121H148V125H144V123H143V125L148 129L149 127H151L152 129H154L156 132H161L162 130H164L165 131V129H160L159 130V128L160 127H163V128H166V130H168L169 131V128H171V126L175 123V124H177V125H179V126H181L182 127V123L181 122H177V119L178 118H176V121L175 122H173V124H172V122H171V124L172 125H165L162 121H165V117H164V119H162L161 117H160V119H162V121L161 122H159V121H156L157 120V118L155 117V114H154V117H152V118H150ZM162 116H165V115H162ZM177 116V117H178ZM182 116H184V115H182ZM181 116V117H182ZM217 116V115H216ZM24 117H26V119H25V123L22 121L23 119H24ZM78 117V116H77ZM112 117V116H111ZM131 117H134L133 115L131 116ZM171 117V118H172ZM187 116H185V118H183L184 120L185 119H189V116L186 118ZM191 117H192V115H191ZM196 117V116H195ZM207 116H204V119L206 118ZM218 117L220 118V114L218 113ZM154 118H156V120L154 119ZM174 118V117H173ZM193 118V117H192ZM40 119V118H39ZM107 119V118H106ZM114 119V118H113ZM112 119V120H113ZM144 119V118H143ZM181 119V118H180ZM195 119H197V118H195ZM206 119H208V118H206ZM115 120V119H114ZM118 120V119H117ZM123 120V119H122ZM121 120V121H122ZM128 120V119H127ZM129 120H131V118L129 119ZM128 120V121H129ZM133 120H135L137 123H138V127L140 126L141 127V125H142V123L141 124H139L140 122H138V121H140L139 119H138V121H137V118H135V119H132V121ZM171 120H173V119H171ZM170 120V121H171ZM182 120V119H181ZM199 120V119H198ZM215 120V119H214ZM220 120H221V118H220ZM74 121V120H73ZM94 121V120H93ZM107 121V120H106ZM105 121V122H106ZM111 121V120H110ZM119 121V120H118ZM124 121V120H123ZM131 121V122H132ZM143 122H144V120H142ZM145 121V122H146ZM169 121V122H170ZM180 121V120H179ZM189 122L191 121V120H188ZM201 121V120H200ZM82 122V121H81ZM88 122V123H87ZM95 122V121H94ZM115 122V121H114ZM130 122V121H129ZM136 122H135V124H136ZM193 122V121H192ZM197 122V121H196ZM96 123H99V122H96ZM101 123V122H100ZM128 123V122H127ZM195 123V122H194ZM193 123V124H194ZM81 124H83V122L82 123H78V125L81 127L82 125ZM104 124V123H103ZM102 124V125H103ZM106 124H108V123H106ZM116 124H118V122H116ZM170 124V123H169ZM174 124V125H175ZM196 124V123H195ZM194 124V125H195ZM204 124V123H203ZM77 125V126H78ZM112 125V124H111ZM127 125H130V124H127ZM132 125V124H131ZM176 125V126H177ZM91 126V127H90ZM96 126V125H95ZM118 126V125H117ZM79 127V128H80ZM135 127V126H134ZM173 127V126H172ZM183 127H185V126H183ZM83 129H85L84 127H82ZM98 128L100 129V126H98ZM97 128V129H98ZM112 128H114V127H111V129ZM136 128V127H135ZM134 128V129H135ZM176 128V127H175ZM186 128V127H185ZM197 128H198V126H197ZM81 129V128H80ZM83 129H82V131H83ZM96 129V128H95ZM97 129H96V131H97ZM108 129V128H107ZM146 129V130H147ZM150 129V128H149ZM202 129L204 130V128L202 127ZM3 130V129H2ZM1 130V131H2ZM106 130V129H105ZM104 130V131H105ZM135 130H137V128L135 129ZM144 130V133H145V135H148V132H150V131H146L145 129H143ZM151 130V129H150ZM173 130H175L174 129V127H173ZM181 130V129H180ZM179 130V131H180ZM195 130V129H194ZM203 130H202V132H203ZM43 131H44V134H45V136L43 135ZM118 131V130H117ZM130 131V130H129ZM138 131L140 132V130L138 129ZM151 131H153V130H151ZM198 131V130H197ZM196 131V132H197ZM93 132H95V133H93ZM108 132V130H106V132L105 133H107ZM111 132V131H110ZM141 132H143V131H141ZM146 132H147V134H146ZM155 132V133H156ZM158 132V133H159ZM181 132H182V130L180 131V134H179V132H178V135L180 136L181 135ZM192 133H193V131H191ZM103 133V132H102ZM109 133V132H108ZM134 133V132H133ZM136 133H137V131H136ZM183 133V132H182ZM201 133V132H200ZM199 133V134H200ZM104 134V133H103ZM102 134V135H103ZM113 134V133H112ZM135 134V133H134ZM154 134V133H153ZM160 134V133H159ZM164 134H165V132H164ZM211 134V133H210ZM214 134V133H213ZM37 135L40 137V139H39V141L41 142H39V144H36V142L38 143V138H37ZM113 135H115V134H113ZM155 135V134H154ZM161 135V134H160ZM182 135H184V133L182 134ZM106 136H108V135H103V137H106ZM143 136H144V134H143ZM153 136V135H152ZM152 136L151 137H149V138H152ZM156 136V135H155ZM155 136H153L154 138H155ZM179 136H178V138H179ZM50 137V138H49ZM114 137H116V136H114ZM121 137V136H120ZM133 137H135V135H133ZM138 137V136H137ZM136 137V138H137ZM142 137V136H141ZM140 137V138H141ZM146 137V136H145ZM157 137V136H156ZM159 137V136H158ZM169 137H171V136H169V134L168 135H163L162 134V136L160 137V138H156V139H166V140H168L169 139ZM188 137H190V138H188V139H191V137L192 136H188ZM1 138H2V144L0 143V211H2V210H4V208L6 207V205H7V203L9 202V201H14L13 200V198L11 197V196H14V193H16L15 191L16 190H18V189H20V188H23L24 187V185L25 186H27L28 188H29V190H32V189H30V188H32V186H30V184L31 183H29L28 184V179L30 178L29 176H31V171L29 170V168H28V166L25 164V163H23L22 162V160H23V157L25 158V161H26V163L30 166V168H31V170H32V163L27 159V156H24V150H23V148L19 145V146H16L15 145V140L13 139V137L11 136V135H9L7 132L6 133H4L3 131H2V134H1ZM117 138V137H116ZM148 138V136L146 137V139ZM187 138V137H186ZM99 139H103V138H99ZM118 139V138H117ZM129 139V141H128V143L130 144L129 145V147L132 149V150H129L130 151V153H131V161L133 162V164H134V166L135 167H138L139 169V171H143V170H148V171H150V176H153V175H156V174H158L159 173V171H163V170H161L160 169V167H158L159 168V170L157 171V169H153L154 168V165L156 164V162H159V161H161V163L163 162V166H165L166 167V165H168V164H164V158L166 159H169V157L166 155V154H163V151L164 150H162V149H160V151L162 150V155H166L165 157H163V160H160V158H159V161H158V156L157 155H155V153L157 154L158 152H156L154 149H153V147L151 146V147H149L150 145L147 143V142H149V141H147L146 143L148 144V146H147V144L146 143H142V144H139V145H137V143H138V141H139V143L140 142H143V140L142 141H140V140H138V138L137 139H133V140H138V141H132V138L130 137V138H128ZM127 139V140H128ZM153 139V138H152ZM192 139H193V137H192ZM106 140H108V138L106 139ZM105 139H104V141H106ZM109 140H110V138H109ZM132 142H134V144H135V142H136V145H134V146H131V145H133V144H131V141ZM149 140V139H148ZM151 140V139H150ZM171 140H172V138H171ZM194 140V139H193ZM98 141V142H97ZM100 141H102V140H100ZM113 141V140H112ZM118 141V140H117ZM153 141H154V139H153ZM172 141H174V140H172ZM179 141H181V140H178L177 139V141L176 142H179ZM183 141H184V139H183ZM192 141V140H191ZM195 141H197V140H195ZM203 141V140H202ZM155 142V141H154ZM167 142V141H166ZM171 142V141H170ZM175 142V141H174ZM185 142V141H184ZM205 142V141H204ZM102 143L103 142H101L100 144L102 145ZM105 143H107V142H105ZM112 144L114 143V142H111ZM150 143V142H149ZM173 143V142H172ZM180 143V142H179ZM187 143H189V141L187 142ZM187 143H184V148H185V145L187 146ZM198 144L200 143L199 141L197 142ZM210 143V142H209ZM212 143V142H211ZM99 144V145H100ZM108 144H109V142H108ZM108 144L106 145V147H109L108 146ZM116 144H118V143H116ZM115 144V145H116ZM157 144H159V142H157ZM176 144V143H175ZM202 144V143H201ZM206 144H208V143H206ZM37 145V146H36ZM103 145H104V143H103ZM122 145V144H121ZM169 145V144H168ZM214 145V144H213ZM155 146V145H154ZM159 146V145H158ZM166 146H167V144H166ZM170 146V145H169ZM168 146V147H169ZM175 146H178V148H179V144L177 145H175ZM191 146V145H190ZM215 146V145H214ZM119 147V146H118ZM192 147V146H191ZM202 147V146H201ZM110 148V147H109ZM111 148H113V146H111ZM165 148V147H164ZM170 148H172L171 146H170ZM187 148V150H189V148L190 147H186ZM104 149V148H103ZM102 149V150H103ZM108 149V148H107ZM180 149H182V148H180ZM194 149V148H193ZM80 150V151H81ZM110 150V149H109ZM108 150V151H109ZM118 151H119V148L117 149ZM196 150V149H195ZM104 151H105V149H104ZM104 151H102L103 153H104ZM114 151H115V147H114ZM117 151V152H118ZM123 152V149L122 150H120V152ZM176 150H174V152H175ZM190 151H194V150H191V148H190ZM228 151V150H227ZM237 151V150H236ZM101 152V153H102ZM110 152H112V150H110ZM155 152V153H154ZM179 151L177 150L175 153H178ZM96 153H98V154H96ZM109 153V152H108ZM107 153V154H108ZM116 153V152H115ZM165 153H166V151H165ZM182 152H180V154H181ZM61 154V155H62ZM110 154V153H109ZM108 154V155H109ZM114 153H112L111 155H109V156H112ZM124 154V153H123ZM174 154V153H173ZM183 154V153H182ZM100 155V156H99ZM107 155V156H108ZM22 156V157H21ZM30 156V155H29ZM102 156H103V154H102ZM118 157L120 156V155H117ZM117 156H116V159H117ZM155 156H157V157H155ZM196 155H194L193 157H195ZM227 156V155H226ZM115 157V156H114ZM121 157H123L122 155H121ZM172 157V156H171ZM197 157V156H196ZM108 159H109V157H107ZM192 158V157H191ZM115 159V158H114ZM113 159V160H114ZM115 159V160H116ZM119 159H120V157H119ZM123 159V158H122ZM185 159V158H184ZM194 159V158H193ZM192 159V160H193ZM230 159V158H229ZM121 160V159H120ZM124 160V159H123ZM170 160H171V158H170ZM239 160V159H238ZM108 161V160H107ZM166 162H167V160H165ZM117 162V161H116ZM125 162L126 161H124L123 163L125 164ZM168 162H170V161H168ZM194 162V161H193ZM225 162V161H224ZM21 163H23V166L21 165ZM110 163H112V162H110ZM160 163V162H159ZM195 163V162H194ZM230 163V162H229ZM259 163V162H258ZM108 164H109V162H108ZM122 165V166H125V165ZM171 164H172V160H171ZM226 164V163H225ZM262 164V163H261ZM261 164H259V165H261ZM43 165V164H42ZM110 165V164H109ZM193 165V164H192ZM223 165V164H222ZM248 165V164H247ZM44 166V165H43ZM42 166V167H43ZM111 166V165H110ZM117 167H118V165H116ZM169 166V170L171 169L170 168V164L168 165ZM175 166H177V164H175ZM263 166V165H262ZM49 167V166H48ZM57 167V166H56ZM153 167V168H152ZM178 167V169H180L179 168V166H177ZM176 167V168H177ZM186 167H188V166H186ZM256 167V166H255ZM45 168V167H44ZM115 168V167H114ZM120 168V167H119ZM118 168V169H119ZM125 168V167H124ZM161 168H163L162 167V165H161ZM204 168V167H203ZM167 168H164V170H166ZM172 169H174V168H172ZM171 169V170H172ZM178 169H176V170H178ZM181 169H183L182 167H181ZM218 169V168H217ZM226 169V168H225ZM49 170V169H48ZM126 170H127V168H126ZM126 170L124 171V169L120 172V171H116L117 172V174H115L114 173V177H113V175H111L110 173H109V175H111V178H112V182L115 184V185H117V179L118 180H120V178H122V182H124V184L126 185V183L127 182H130V181H134V180H136L135 178L134 179H132V180H129L128 178H126V176L127 175H125V172H126ZM131 170V169H130ZM133 170V169H132ZM168 170V171H169ZM43 171V170H42ZM174 171V170H173ZM189 171V170H188ZM229 171V170H228ZM262 171H264V169H262L261 171H259L257 174H259V175H262V176H264V172H262ZM51 172V171H50ZM64 172V171H63ZM114 172H115V170H114ZM171 172V171H170ZM211 172V171H210ZM46 173V172H45ZM44 173V174H45ZM172 173V172H171ZM188 173V172H187ZM160 174V173H159ZM199 174V173H198ZM213 174V173H212ZM233 174V173H232ZM236 174V173H235ZM238 174H240V173H238ZM255 174V173H254ZM257 174L255 175L256 177H258L257 176ZM108 175V176H109ZM132 175V174H131ZM147 175V174H146ZM145 175V176H146ZM201 175V174H200ZM228 175V174H227ZM226 175V176H227ZM46 176V175H45ZM157 176H160V175H157ZM177 176H178V174H177ZM226 176H224V177H222L223 179L224 178H226ZM229 176H230V174H229ZM242 176V175H241ZM33 177V176H32ZM35 177V176H34ZM132 177H134L133 175L131 176V178ZM162 177V176H161ZM173 177H175L174 175H173ZM183 177V176H182ZM49 178H50V180H49V182L50 181H53V187H52V184H51V190H52V192L55 194L54 195V198L52 199V201L49 203V201H48V206H47V208H48V210L51 212V214L49 215V213L50 212H48V215H47V219L43 222V220H41L38 216L37 217H33V220L31 221V223H30V225H29V228L28 227H26L25 225H26V223H25V227L23 226V227H21L20 226V224H19V222H20V220L23 218H20V220L18 219V218H16V221H13L14 219H12L11 221L12 222H14L13 223V226L11 227L12 229V231L10 232V231H8L9 232V239H7L8 241L6 242L7 244H9V246H10V244L12 243V242H14L15 243V240L16 239H18V238H20L19 236L23 233V232H25L26 231V234H22V238H23V241H22V243H20V245L18 246V247H13V250H11V252L9 253V254H5L4 255V257H3V259H1L0 260V263L1 262H5V264H52V262L49 260V252L51 251V249H54V247L55 246H57V244H59V245H61L63 248H65L66 250H68L69 252H70V258H69V260L68 261H66V262H62V264H99V262H100V260L103 258V256H101L100 255V253H101V251H102V249L100 248V247H103L104 245H102V243L103 244H105L104 242H101L100 240H102V239H105L106 238V234H102L101 233V230L99 229V228H101L102 229V227H101V225H100V227H99V223H98V220L96 219V217L92 214V212L93 213H95L96 212V210H95V204L94 205H90L89 203H88V205L86 204V205H84V207L83 206H81V203H80V201L73 195V194H71V192H68V191H66L64 188H62V187H65V186H68L69 188H70V186L68 185V184H66L65 183V181H62L61 179H63L61 176H55V174H52V175H50L49 176ZM156 178H158V177H156ZM164 178V177H163ZM163 178H160L159 179V181L161 182L162 181V179ZM171 178V177H170ZM194 178V177H193ZM221 178V179H222ZM240 178V177H239ZM245 178V177H244ZM41 179V178H40ZM197 179V178H196ZM218 179L219 178H217L216 180H215V178H214V180H212V181H216L217 182V184H218ZM234 179V178H233ZM237 179H238V177H237ZM30 181H32L31 180V178L29 179ZM64 180V179H63ZM126 180H127V182H126ZM129 180V181H128ZM150 180V179H149ZM225 181L227 180V178L226 179H224ZM48 181V180H47ZM67 181H68V183L71 185V183H72V181L71 180H68L67 179ZM121 181V180H120ZM138 181V180H137ZM137 181H136V183H137ZM156 181V180H155ZM163 181H165V180H163ZM211 181V179L208 181L209 182V186H210V183L212 182H210ZM240 181V180H239ZM119 182V181H118ZM122 182H119V183H122ZM150 182V181H149ZM158 182V181H157ZM168 182H171V179H170V181H168ZM256 182V181H255ZM261 182H262V184H264V178L261 180ZM91 183V182H90ZM134 183V182H133ZM162 183V182H161ZM164 183V182H163ZM162 183V184H163ZM165 183H166V181H165ZM164 183V184H165ZM28 184V185H27ZM33 184V183H32ZM130 183H127V185H129ZM215 184V183H214ZM214 184L212 185V186H214ZM122 185V184H121ZM169 185H170V183H169ZM220 185H222V184H220ZM30 186V187H29ZM45 186V185H44ZM123 186V185H122ZM142 186V185H141ZM148 186H150V185H148ZM151 186H152V182H151ZM153 186H156V184L154 185L153 184ZM204 186V185H203ZM234 186V185H233ZM253 186V185H252ZM252 186H250L249 188H251V190H252V188L254 187H252ZM27 187H24V190H26V189H28ZM125 187V186H124ZM123 187V188H124ZM136 187V186H135ZM157 187V186H156ZM167 186H165V187H163V188H166ZM256 187V186H255ZM255 187H254V190H255ZM258 187V186H257ZM26 188V189H25ZM53 188V189H52ZM126 188V187H125ZM130 188V187H129ZM142 188H143V190H144V187L142 186L141 187V190H142ZM147 186L145 187V190L147 191ZM223 188V187H222ZM234 188H236V186H234V187H232V189H234ZM50 189V188H49ZM202 189V188H201ZM258 189H259V187H258ZM46 190H47V188H46ZM131 190V189H130ZM130 190H127V191H130ZM148 190H150V188L148 189ZM225 190V189H224ZM248 190V189H247ZM22 191V193H25V192H23V190H21ZM39 191H41V192H43V189H41V188H39ZM99 191V190H98ZM120 191V190H119ZM126 191V192H127ZM137 191V190H136ZM261 191V190H260ZM263 191V190H262ZM18 192V191H17ZM44 192H45V189H44ZM49 192V191H48ZM72 192H74V191H72ZM131 192V191H130ZM152 192V191H151ZM158 192V191H157ZM21 193V194H22ZM27 193H29L28 192V190H27ZM129 193V192H128ZM138 193V192H137ZM143 193V192H142ZM146 193H149L148 191L146 192ZM155 193V192H154ZM238 194L240 193V192H237ZM242 193V192H241ZM17 194H19V193H17ZM21 194L19 195V196H21ZM29 194H31V192L29 193ZM50 193H48V195H49ZM234 193H232V195H233ZM26 195V194H25ZM32 195V194H31ZM141 195V194H140ZM143 195H145L144 193H143ZM148 195V194H147ZM149 195L151 196V194L149 193ZM236 195V194H235ZM22 196H24L23 194H22ZM22 196H21V198H19L20 200L22 199ZM41 196V195H40ZM43 196V195H42ZM236 196H238V195H236ZM260 196V195H259ZM25 197V196H24ZM23 197V198H24ZM29 198V196H28V194L26 195V197L24 198V199H26V198ZM53 196H51V198H52ZM142 197H144V196H142ZM146 195H145V200H147L146 199ZM155 197V196H154ZM228 197H229V195H228ZM233 197V196H232ZM50 198V197H49ZM148 198V197H147ZM151 198V197H150ZM219 197H217L216 199H218ZM11 199V200H10ZM16 199V198H15ZM80 199V198H79ZM152 199V198H151ZM221 199V198H220ZM28 200H30V198L28 199ZM28 200H23L22 199V203H25L26 201V203L28 204L29 202H28ZM210 200H212V199H210ZM99 202V201H98ZM12 203H15V201L14 202H12ZM26 203H25V207H26ZM94 203V202H93ZM198 203V202H197ZM209 203V202H208ZM15 204H17V202L15 203ZM19 204V203H18ZM18 204H17V206H18ZM161 204V203H160ZM259 204V203H258ZM14 205V204H13ZM12 205V206H13ZM20 205V204H19ZM239 205V204H238ZM246 204H244V206H245ZM256 206H257V204H255ZM261 205V204H260ZM15 206V208H17V206L16 205H14ZM14 206H13V208H14ZM190 207H192L191 205H189ZM221 206H223V205H221ZM230 206V205H229ZM246 206H248V205H246ZM246 206H245V208H246ZM190 207H188L189 209H190ZM253 207V206H252ZM257 207H260V209L262 208L261 206H257ZM263 207H264V205H263ZM19 208L20 209H22L23 207H22V205H21V207L19 206ZM187 208V209H188ZM225 208H226V206H225ZM235 208L237 209V207L235 206ZM245 208H243V210L245 209ZM247 208H250V207H247ZM246 208V209H247ZM6 209V208H5ZM11 209H12V207H11ZM25 209H27V208H25ZM24 209V210H25ZM185 209V208H184ZM186 209V210H187ZM222 209V208H221ZM220 209V210H221ZM233 209V208H232ZM239 209V208H238ZM258 209V208H257ZM260 209H258V211L260 210ZM15 210H17V209H15ZM15 210H13V211H15ZM19 210V209H18ZM17 210V211H18ZM29 209H27L26 211H28ZM224 210V209H223ZM234 211H235V209H233ZM247 210H250V209H247ZM261 210H264L263 208L261 209ZM260 210V211H261ZM6 210H4V212H5ZM9 211H12V210H9ZM8 211V212H9ZM17 211H15V215H16V213L18 214L19 213V211L17 212ZM216 211H218V209L216 210ZM240 211V210H239ZM252 211V208H251V210H250V213H252L251 212ZM253 211H254V209H253ZM257 211V210H256ZM258 211H257V213H258ZM259 211V212H260ZM3 212V211H2ZM24 212V211H23ZM42 212H43V210H42ZM213 212H215V208H214V211ZM212 212V213H213ZM225 212V211H224ZM231 212V211H230ZM264 211H262V213H263ZM129 213V212H128ZM173 213V212H172ZM172 213H170L171 215H172ZM175 213H177V211H175ZM211 213V214H212ZM219 213H222L223 214V211H219L218 212V214ZM239 213H241V212H239ZM239 213H237V214H239ZM244 213V212H243ZM249 213V212H248ZM261 212H260V214H262ZM3 214V213H2ZM5 214H7V213H5ZM9 214V213H8ZM11 214V213H10ZM24 214H25V212L22 214L23 216H24ZM53 214V215H52ZM245 214H246V212H245ZM253 214V213H252ZM259 214V213H258ZM258 214H257V216H258ZM12 215V214H11ZM212 215H214L215 216V214H212ZM211 215V216H212ZM216 215H217V213H216ZM220 215V214H219ZM4 216V215H3ZM3 216H1V218L3 217ZM28 216V215H27ZM27 216H25V217H27ZM50 216V217H49ZM176 216V215H175ZM218 216V215H217ZM224 216V215H223ZM222 216V218L220 217V216H218V218H221V219H223L224 217ZM225 216H227V214H226V212H225ZM237 217H238V215H236ZM235 216V217H236ZM256 216V215H255ZM256 216V217H257ZM261 216V215H260ZM262 216H264L263 214H262ZM261 216V217H262ZM12 217H14V213H13V215H12ZM17 217V216H16ZM20 217H21V214H20ZM179 217H181V216H179ZM179 217H176V219L177 218H179ZM236 217V218H237ZM248 218H249V216H247ZM207 219H209V221L211 222H214L213 220H211L209 217H206ZM226 218V217H225ZM224 218V219H225ZM234 218L235 220H239V218ZM243 217H241L240 219H242ZM248 218H245V219H248ZM252 218V217H251ZM18 219V220H17ZM170 219V218H169ZM175 219V220H176ZM205 219V218H204ZM204 220L203 221V223H206L208 220ZM227 219V218H226ZM229 220H231L230 218H228ZM250 219V218H249ZM253 220H255L254 218H252ZM258 219H259V217H258ZM6 220H8V219H6ZM10 220V219H9ZM27 220V219H26ZM25 219L23 220V221H26ZM172 220V219H171ZM173 220H174V218H173ZM172 220V222L174 223V222H176L175 220L173 221ZM181 220L182 221H184L183 220V218H181ZM197 220V219H196ZM251 220V219H250ZM249 220V221H250ZM262 220V221H261ZM261 220H259L260 222H263L264 221V217H262L261 218ZM27 221H29V220H27ZM181 221V222H182ZM186 221H188V219L186 218ZM192 221V220H191ZM190 221V222H191ZM219 221H221V220H219ZM224 221V220H223ZM232 222H233V224H234V221H233V219L231 220ZM243 221V220H242ZM245 221V220H244ZM244 221L243 222H240V220L238 221L239 223L238 224H240V227H241V223H244ZM256 221V220H255ZM252 222V220H251V223H253V229H248L249 230V232H243V229H246L247 230V226H244L243 224H242V226H243V229H242V231L241 232H243L242 234L243 235H246V233H247V239L246 240H248L249 239V241H250V239L252 238V239H256V237H258V235H260L259 237L261 238V242H258L259 244L260 243H262L263 242V244H264V229L262 230L261 229V227H263L264 226V222L263 223H261L260 224V222ZM3 222H5V220L3 219ZM165 222V221H164ZM171 222V223H172ZM181 222H180V224H178L179 226L180 225H182L181 224ZM209 222V223H210ZM218 221H216V223H217ZM226 221H224V223H225ZM228 222V221H227ZM246 222V221H245ZM6 223V222H5ZM5 223H3V224H5ZM7 223H9V224H7ZM6 224L7 225H11L10 224V222H7ZM20 223H22V222H20ZM166 223V222H165ZM168 223H170V222H168ZM172 223V224H173ZM202 223V222H201ZM201 223H200V225H201ZM202 223V224H203ZM220 222H218L217 223V225L219 224ZM229 223V222H228ZM228 223H227V225H228ZM251 223H248V224H251ZM254 223L255 224H257V225H254ZM2 223H0V225H1ZM2 224V227L4 228V225ZM22 224H24V223H22ZM175 224V223H174ZM173 224V225H174ZM212 224V223H211ZM222 224H223V222H222ZM231 224L232 223H229V226H231ZM233 224H232V226H233ZM237 224V222H236V225H234L235 227L234 228H236L237 229V226H239ZM260 224V226L259 227H257L258 225ZM172 225V226H173ZM199 225V224H198ZM199 225V227H202V226H200ZM206 225H208L207 223L205 224V225H203V227L204 226H206ZM215 225V224H214ZM213 225V226H214ZM225 225V224H224ZM246 225V224H245ZM169 226H171L170 224H169ZM175 226H176V224H175ZM174 226V227H175ZM208 226H210V228L212 229V226L211 225H208ZM218 226H222L221 225V223H220V225H218ZM226 226V225H225ZM225 226L224 227H222V229L223 230H225V231H227V229H229V227L227 228V226H226V228H225ZM248 226H250V225H248ZM256 226V227H255ZM7 227V226H6ZM9 227V226H8ZM193 227H195V224L193 225ZM192 227V228H193ZM197 227V226H196ZM245 227V228H244ZM247 227V228H246ZM191 228V229H192ZM216 228H218V227H216ZM221 228V227H220ZM232 229H234L233 227H231ZM230 228V229H231ZM250 228H252V226H250ZM6 229V228H5ZM188 230H189V226H188V228H187ZM229 229V230H230ZM232 229H231V232H232ZM241 229H237L238 230V233H240V236L242 235L241 234V232H240V230ZM258 229H261V232L259 231L258 232ZM103 230V229H102ZM185 231L186 232V230L185 229H181V232H183V231ZM187 230V231H188ZM203 230H204V228H203ZM202 230V228H201V231H203ZM216 230H218V229H216ZM197 231V230H196ZM207 231H209V230H207ZM211 231V230H210ZM209 231V232H210ZM218 231H220V230H218ZM217 231V232H218ZM234 231H236L235 229H234ZM4 234H6L5 233V230L4 231H2ZM34 232V233H33ZM104 232V231H103ZM180 232V234H182ZM184 232V233H185ZM190 232V231H189ZM214 232V231H213ZM230 231H228V232H226V233H228V234H226L225 232H223L222 230H221V232L219 233V235L222 233V235H220V236H223V234H226V235H228L229 237L231 236L232 237V239H233V237H234V240L236 239L235 237H237V235H239L238 233L237 234H235V235H233L235 232H232L233 234L232 235H229L230 233H229ZM258 232V233H257ZM0 233H1V231H0ZM2 233V235H0V236H2L1 238H3V234ZM192 233H193V231H192ZM195 233H198V231L197 232H195ZM203 234H204V236H205V234L207 233H204V231L202 232ZM202 233H200V230H199V235L201 234V237H202ZM211 233H212V231H211ZM211 233H208V234H210L209 236H211ZM216 233V232H215ZM35 234H37L38 236H36V237H34L35 236ZM108 234V233H107ZM169 236H172V237H174V234H172V233H170L169 232ZM172 234V235H171ZM190 234H191V232H190ZM190 234H189V236H190ZM217 234V236H215L214 238H218V233H216ZM104 237H103V236ZM151 235V234H150ZM176 235V234H175ZM186 235H187V233H186ZM191 235H193V234H191ZM207 235V234H206ZM6 236H8L7 234H6ZM195 236H196V238L198 237L196 234H195ZM208 236V237H209ZM219 236V237H220ZM225 236V235H224ZM221 237L220 238V240L222 239H225L226 238V236L225 237ZM227 236V237H228ZM109 237V236H108ZM112 237V236H111ZM175 237H177V236H175ZM179 237H180V235H179ZM193 237V236H192ZM207 237V236H206ZM207 237V238H208ZM229 237L226 239V240H228L229 239ZM230 237V238H231ZM239 237V236H238ZM245 237V238H246ZM258 237V238H259ZM0 238V240H2ZM22 238H20V239H22ZM182 238V237H181ZM195 238V237H194ZM211 238H212V236H211ZM211 238L209 237L208 239L211 241ZM213 238V239H214ZM242 238H243V236H242ZM242 238L240 237V240H242ZM257 238V239H258ZM3 239H5V238H3ZM5 239V240H6ZM28 239L31 241L32 240V242L33 243H30V241H28ZM175 239H177V238H175ZM188 239V238H187ZM186 239V241H188V243L190 242V241H192V239L191 240H187ZM190 239V238H189ZM204 239H206L205 237H204ZM19 240V239H18ZM153 240V239H152ZM178 240V239H177ZM180 240V239H179ZM185 240V239H184ZM195 240V239H194ZM237 240V242H235V243H241V241H239V239H236ZM258 240H260V239H258ZM111 241H112V239H111ZM196 241V240H195ZM200 241V240H199ZM209 241V242H210ZM213 241H215V240H213ZM213 241H211V242H213ZM239 241V242H238ZM243 241V240H242ZM3 242V241H2ZM144 242V241H143ZM173 242H175V241H173ZM180 242H181V240H180ZM200 242H202V240L200 241ZM199 242V245L201 246V243ZM206 242H207V240H206ZM205 241H204V244L206 243ZM228 242V241H227ZM5 243V242H4ZM13 243V244H14ZM101 243V245L102 246H100L99 244ZM186 242H184L183 241V244H185ZM192 243V242H191ZM214 243V242H213ZM216 243V242H215ZM234 243V244H235ZM246 243V242H245ZM249 243H251V241L249 242ZM1 244V243H0ZM6 244V245H7ZM12 244V245H13ZM174 244V243H173ZM177 244V243H176ZM180 244V243H179ZM182 244V243H181ZM182 244V245H183ZM190 244V243H189ZM193 244V246L195 245L194 244V242L192 243ZM211 244V243H210ZM258 244V245H259ZM5 245V246H6ZM17 245V244H16ZM165 245V244H164ZM186 245V244H185ZM184 245V246H185ZM199 245H197V243H196V247H198ZM238 245V244H237ZM244 245V244H243ZM243 245L241 246V245H238V249L239 248H241L242 247V249H240V250H243ZM246 245H248V243H246ZM257 245V244H256ZM257 245V246H258ZM2 246H4V245H2ZM109 246V245H108ZM107 246V247H108ZM205 246V249L207 250V251H210V250H208L209 248H206V245H204ZM250 246V245H249ZM253 246H255V245H253ZM259 246H261V245H259ZM0 247H1V245H0ZM8 247V246H7ZM30 247V248H29ZM189 247H191V246H189ZM195 247V248H196ZM202 247H203V242H202ZM236 246H234V248H235ZM246 246H244V248H245ZM248 247V246H247ZM264 247V246H263ZM5 248V247H4ZM183 248V247H182ZM194 248V247H193ZM192 248V249H193ZM194 248V249H195ZM237 248V247H236ZM248 248H250V247H248ZM55 249H61V247L60 248H57V247H55ZM109 249V248H108ZM198 250L200 249L199 247L197 248ZM196 249V250H197ZM202 249V248H201ZM200 249V250H201ZM204 249V248H203ZM247 249V248H246ZM262 249V248H261ZM196 250H194V252H196ZM197 250V251H198ZM2 251H4L3 250V248H2V250L0 249V253L2 252ZM52 252V251H51ZM100 252V253H99ZM203 252H204V250H203ZM202 251H201V253H203ZM64 253V252H63ZM108 253H112L111 251L109 252V250H108ZM150 253V252H149ZM197 253V252H196ZM204 253H207L206 251L204 252ZM103 254V253H102ZM201 255V254H200ZM203 255V254H202ZM69 256V255H68ZM108 256V255H107ZM134 256V255H133ZM60 257V256H59ZM105 257V256H104ZM68 258V257H67ZM66 258V259H67ZM258 258V257H257ZM262 258V257H261ZM109 259V258H108ZM107 259V260H108ZM262 259H264V258H262ZM111 260V259H110ZM151 260V259H150ZM255 260V259H254ZM257 262V261H256ZM263 263V262H262Z\"/></svg>",
	"mask_w": 264,
	"mask_h": 264
}]
</instances>
